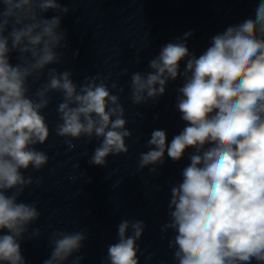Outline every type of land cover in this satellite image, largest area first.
<instances>
[{
	"label": "clouds",
	"instance_id": "obj_1",
	"mask_svg": "<svg viewBox=\"0 0 264 264\" xmlns=\"http://www.w3.org/2000/svg\"><path fill=\"white\" fill-rule=\"evenodd\" d=\"M49 10L57 15L45 18ZM68 12L59 0H0V264H25L20 241L41 234L30 231L40 217L35 203L19 197L33 184L24 172L30 167L38 171L49 160L36 145L50 136L42 114L50 92L63 97L55 131L70 138L65 141L69 150L81 137L99 141L88 162L100 166H107L109 155L128 152L126 138L132 133L119 95L99 75L78 85L71 71L50 67L61 63L59 50L68 47L61 27ZM191 34L162 46L148 62L149 71L131 74L134 105L156 101L169 81L184 78L175 107L186 126L170 143L165 130H153L139 168L156 174L165 152L179 161L186 149H195L182 181L170 187L169 220L162 228L175 233L168 246L176 264H264V0L254 19L214 35L198 57L186 44ZM12 52L18 53L15 65L10 63ZM78 55L77 50L73 58ZM45 70L47 82L33 98L29 80H39ZM117 87L112 82L111 88ZM144 227L141 220H122L118 241L108 246L102 264H139L136 242ZM86 239L84 231L54 232L43 264H65ZM82 259L77 255L72 264Z\"/></svg>",
	"mask_w": 264,
	"mask_h": 264
}]
</instances>
